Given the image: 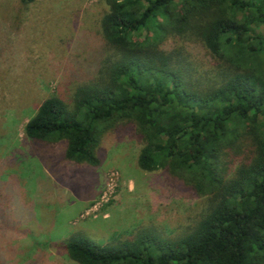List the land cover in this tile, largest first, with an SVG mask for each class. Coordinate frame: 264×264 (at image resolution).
Instances as JSON below:
<instances>
[{"label": "trees", "instance_id": "1", "mask_svg": "<svg viewBox=\"0 0 264 264\" xmlns=\"http://www.w3.org/2000/svg\"><path fill=\"white\" fill-rule=\"evenodd\" d=\"M104 1L97 65L71 81L69 92L47 96L24 135L65 141V159L94 166L103 135L132 125L141 144L138 167L166 169L206 202L174 235L142 227L103 244L85 234L65 236L68 258L264 264V0ZM167 40L174 42L169 49ZM187 43L200 44L208 63H197ZM7 211L0 207L6 229ZM5 249L0 264H7Z\"/></svg>", "mask_w": 264, "mask_h": 264}, {"label": "rangeland", "instance_id": "2", "mask_svg": "<svg viewBox=\"0 0 264 264\" xmlns=\"http://www.w3.org/2000/svg\"><path fill=\"white\" fill-rule=\"evenodd\" d=\"M105 10L104 0H0V207L12 224L0 222V247H9L7 264H77L60 243L65 236L103 244L142 227L174 235L205 207V196L166 169L138 167L141 144L132 125L103 135L94 166L65 159V141L24 135L47 96L69 92L71 81L97 65ZM185 46L197 63H208L200 44Z\"/></svg>", "mask_w": 264, "mask_h": 264}]
</instances>
